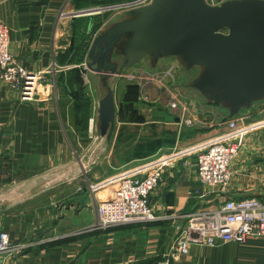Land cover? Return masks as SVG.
Listing matches in <instances>:
<instances>
[{
	"label": "crops",
	"instance_id": "crops-1",
	"mask_svg": "<svg viewBox=\"0 0 264 264\" xmlns=\"http://www.w3.org/2000/svg\"><path fill=\"white\" fill-rule=\"evenodd\" d=\"M99 1L0 0V22L9 28L10 53L29 71L50 70L48 77L54 82V87L44 88L39 100L24 101L0 78V192L6 193L0 211V235L7 234L14 247L11 254L2 252L4 264H157L185 225V214L205 203L192 196L201 187L196 158L192 157L186 164L168 168L152 192L155 220L106 228L98 225L97 204L104 200L100 194L111 196V187L93 190L92 184L103 182L124 167L109 161V170L90 174L88 167L71 165L70 153L82 135L76 133V125L89 120L90 136L95 130L93 120L103 89L86 68L87 54L94 36L114 15L111 11L80 13L95 10ZM161 65L159 61L156 67L146 69L158 71ZM133 68L127 69L115 86L118 116L105 151L114 149L130 125L147 129L146 136L154 124L159 129L165 125L180 128L167 136L160 133L159 138L167 137L164 145L127 156L126 167L229 128L230 120L207 103L211 116L193 115V121L184 127L180 122L167 123L163 113L146 123L128 121L134 111L130 79L140 78L145 70ZM260 118H264V103L234 119L240 124ZM110 155L98 154L95 159L102 163ZM231 170L230 196L264 200L263 131L246 138ZM173 264H264V240L192 246L187 256Z\"/></svg>",
	"mask_w": 264,
	"mask_h": 264
},
{
	"label": "water",
	"instance_id": "water-1",
	"mask_svg": "<svg viewBox=\"0 0 264 264\" xmlns=\"http://www.w3.org/2000/svg\"><path fill=\"white\" fill-rule=\"evenodd\" d=\"M132 0L86 9L118 14ZM174 58L194 76L188 93L202 97L225 119L251 112L264 103V0H152L119 12L94 36L87 68L102 90L96 110L98 155L110 145L118 108L115 86L122 74L149 59L152 67Z\"/></svg>",
	"mask_w": 264,
	"mask_h": 264
},
{
	"label": "built area",
	"instance_id": "built-area-1",
	"mask_svg": "<svg viewBox=\"0 0 264 264\" xmlns=\"http://www.w3.org/2000/svg\"><path fill=\"white\" fill-rule=\"evenodd\" d=\"M206 1L218 5L226 0ZM151 2L132 0L128 5L121 6L119 12ZM50 73V70L29 71L14 58L9 51V28L0 22V78L19 92L22 100L34 101L41 96L40 87H54V82L48 77ZM260 131L264 132V118L240 124L232 119L227 130L211 138L146 158L92 186L94 189L111 187V196L97 204L98 225L106 228L155 220L157 215L150 198L163 180L164 173L168 168L180 162L186 164L195 157L201 187L192 196L205 203H200L199 207L185 214V225L177 234L170 251L157 264H173L187 256L192 246L215 247L227 242L264 240V200L229 195L233 176L231 164L246 138ZM13 250L11 238L1 233L0 251ZM0 264H4L2 259Z\"/></svg>",
	"mask_w": 264,
	"mask_h": 264
},
{
	"label": "rangeland",
	"instance_id": "rangeland-1",
	"mask_svg": "<svg viewBox=\"0 0 264 264\" xmlns=\"http://www.w3.org/2000/svg\"><path fill=\"white\" fill-rule=\"evenodd\" d=\"M105 4L106 3L101 2L100 6L98 7H102ZM102 14L97 16H102ZM113 15H115V17L113 16L111 17V19L107 20L105 25L117 17V13ZM160 62L162 63V65L161 68L158 69V71H155L153 69H146L151 68L149 59L139 62L138 64L133 66L134 68L132 67L133 69L145 67V70H143V72L141 71L142 74L140 78L131 77L130 79V82H132L131 87L137 88L138 96L130 102V104H133L134 108L132 109H134V111L131 113V115L128 116V121L146 123L159 119L158 117L161 113H163L165 114V116H163V120L168 119L166 120L167 123L180 122L184 127L185 123L190 124V122L193 121V115L201 116L202 118H208L209 116H211L212 110L206 106V101L202 97L196 98V96L188 93L185 88V84L194 76V72L185 71L180 64H177L174 58H164L160 60ZM43 90L44 88L40 87L41 93H43ZM186 109H188L189 111ZM85 112L86 111L84 110V115L86 114ZM215 113L220 116L222 115V112L217 109L215 110ZM166 116H168V118ZM86 121V124L76 125V133L82 132V135L78 143L75 144L76 147L74 146L75 148L74 150H71L70 154H72V158L74 159H72L71 165L77 167L79 165L88 167L90 174H96L98 172L104 173L106 172V170L110 169V164L112 163L114 164V166H116V163H119V167H124L120 168L119 172L123 169L132 167H126L127 156L130 157L133 154L142 155L149 149L152 150L155 147H159V145H164L166 143L165 140L167 137H162L161 139L158 136H160L162 133L167 136L168 133L177 132V130L180 128V125H175L176 127L165 125L162 127V129H159L158 126L154 124V126L157 127L152 126L151 134H148L146 136L144 134H146L147 129H142V126H127L125 133H122L123 136L120 137V142L116 143L114 149L112 151L111 149H109L108 151H105L106 149L102 151L101 154L111 155L101 163L100 160L97 161L95 159L94 155L96 154L95 151L99 146L100 139L96 135L95 130H93V133H91L92 135L90 136V132L88 130L90 121ZM178 148H181V146L178 145ZM143 160L145 159L139 160V162L135 163L134 166L141 163ZM109 161H111L112 163H109ZM62 177L63 176L60 175V178ZM94 185L92 184V186ZM5 194V192H0V211H2V198L5 196ZM100 196H102L103 199H107L110 197L107 193H101ZM11 252L12 251H10V254ZM1 259L2 251H0V260ZM2 261L4 260L2 259Z\"/></svg>",
	"mask_w": 264,
	"mask_h": 264
},
{
	"label": "trees",
	"instance_id": "trees-1",
	"mask_svg": "<svg viewBox=\"0 0 264 264\" xmlns=\"http://www.w3.org/2000/svg\"><path fill=\"white\" fill-rule=\"evenodd\" d=\"M97 0H94V2H96ZM121 0H100L99 3L103 2V3H106L105 5H110V4H113L115 2H120ZM98 3V2H97ZM82 50V48L80 49V51ZM81 56H82V52H81ZM82 59V58H81ZM134 89V90H133ZM129 94L131 96L132 99H135L137 96H138V91H137V88L135 87H130V91H129ZM133 101V100H132Z\"/></svg>",
	"mask_w": 264,
	"mask_h": 264
},
{
	"label": "bare ground",
	"instance_id": "bare-ground-1",
	"mask_svg": "<svg viewBox=\"0 0 264 264\" xmlns=\"http://www.w3.org/2000/svg\"><path fill=\"white\" fill-rule=\"evenodd\" d=\"M88 81H89V78H88ZM93 126H94V124H93Z\"/></svg>",
	"mask_w": 264,
	"mask_h": 264
}]
</instances>
